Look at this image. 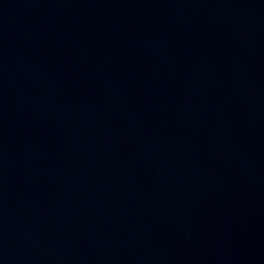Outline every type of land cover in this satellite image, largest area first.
Instances as JSON below:
<instances>
[{"label":"water","instance_id":"water-1","mask_svg":"<svg viewBox=\"0 0 264 264\" xmlns=\"http://www.w3.org/2000/svg\"><path fill=\"white\" fill-rule=\"evenodd\" d=\"M0 264H264V0H0Z\"/></svg>","mask_w":264,"mask_h":264}]
</instances>
